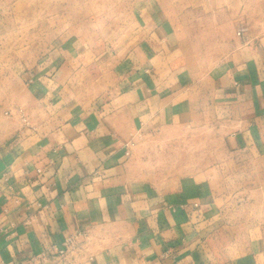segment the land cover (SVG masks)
<instances>
[{"label": "crops", "instance_id": "0c3cea01", "mask_svg": "<svg viewBox=\"0 0 264 264\" xmlns=\"http://www.w3.org/2000/svg\"><path fill=\"white\" fill-rule=\"evenodd\" d=\"M191 1L128 0L124 52L64 37L35 67L14 69L31 77L32 121L21 129L0 108V124L13 125L0 139V264L106 231L110 243L91 264H264V33L234 39L207 67L192 55L190 45L204 41L191 15H204L218 36L223 22L233 27V12L236 27L249 28L247 6ZM209 117L235 128L227 153L240 159L173 192L133 179L129 155L140 134ZM236 173L252 198L231 190Z\"/></svg>", "mask_w": 264, "mask_h": 264}, {"label": "rangeland", "instance_id": "374dc122", "mask_svg": "<svg viewBox=\"0 0 264 264\" xmlns=\"http://www.w3.org/2000/svg\"><path fill=\"white\" fill-rule=\"evenodd\" d=\"M240 1L247 6L244 14L249 23L247 38L263 34L264 0H234L237 3ZM195 2L196 0L191 1L194 7L197 6L193 4ZM127 5L128 0H0L2 116L17 119L21 123V129L31 127L27 91L31 77L28 74H14V69L22 66L24 73L30 67H35L36 60L44 57L55 47L61 46L64 37H70L72 41L82 38L88 46L106 47L107 50L124 52L133 31L129 27L131 13ZM203 16L198 12L191 15V20L195 21L197 26L191 30L197 34L198 41L204 42L190 46L193 50L192 55L201 57L200 60L207 67H211L224 59L223 54L226 50L229 51L234 39L242 43L236 33L237 19L240 15L233 12L230 16L233 27L223 22L218 29V36H213L211 33L213 29L207 27V21ZM6 111L9 114H6ZM23 116L28 120L27 122L23 120ZM205 118L199 117L198 121ZM209 119L210 123H186L140 134L134 144L132 143V151L129 155V173L133 179L163 185L173 192L186 178L190 179L191 176L197 179L204 178L206 169L227 164L231 159H240V156L232 158L227 153V150H231L233 146L227 136L235 128L223 124L216 117ZM12 127L13 125L7 121L0 124V139H3V133ZM251 164L244 168L246 170L244 174L252 173L254 166ZM238 179L243 182L236 173L231 183V190L234 194H238L239 199L243 198L244 192H241L243 190L246 199L252 198L247 195L252 193V188H241ZM251 179H246V184H249ZM256 179H259V176H256ZM261 179L264 180V173ZM253 201L252 199L251 202ZM97 234L99 233L86 234L75 241L73 240L76 237L71 236L65 255L58 253L60 248L56 253L36 255H46L43 264H91L93 257L98 255V250L107 249L105 246L110 243L109 231ZM167 254L169 251L164 252L163 255ZM36 255H31L29 258ZM28 259L22 263L30 264Z\"/></svg>", "mask_w": 264, "mask_h": 264}, {"label": "built area", "instance_id": "2783aa9c", "mask_svg": "<svg viewBox=\"0 0 264 264\" xmlns=\"http://www.w3.org/2000/svg\"><path fill=\"white\" fill-rule=\"evenodd\" d=\"M247 30H248V26L244 22H241L239 24V26L237 27L236 33L239 37H241L243 39V41H247V39H248L247 38ZM6 114H9V112L6 111ZM23 120L26 122L28 121L24 116H23ZM37 171L39 174L43 173V170L40 168H38ZM70 242H71V239L67 240L65 246L58 250V253L60 255H65L67 253ZM45 256H46L45 254H41V255H36V256L30 257L28 259V263H30V264H43L46 261ZM19 264H24V263L20 262Z\"/></svg>", "mask_w": 264, "mask_h": 264}]
</instances>
